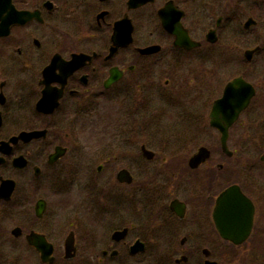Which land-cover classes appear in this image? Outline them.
<instances>
[{"label":"flooded vegetation","instance_id":"af4514ba","mask_svg":"<svg viewBox=\"0 0 264 264\" xmlns=\"http://www.w3.org/2000/svg\"><path fill=\"white\" fill-rule=\"evenodd\" d=\"M262 2L0 0V264H264Z\"/></svg>","mask_w":264,"mask_h":264},{"label":"water","instance_id":"95a60500","mask_svg":"<svg viewBox=\"0 0 264 264\" xmlns=\"http://www.w3.org/2000/svg\"><path fill=\"white\" fill-rule=\"evenodd\" d=\"M147 2V0H131L130 6H138ZM129 22L126 19L120 20L115 24V30L120 29L122 25ZM252 24V21L248 19L244 27L248 28ZM130 25V24H129ZM130 34H131V26L128 27L126 33H122L121 36L124 39V44L130 42ZM122 43V42H121ZM119 43V44H121ZM117 44V43H116ZM258 48L247 49L244 52V57L246 60H251L255 51ZM141 52H148L149 49H142ZM254 94V90L250 84L246 83L241 78H235L230 81L225 87L223 97L217 100L214 103L213 110L211 112V123L215 126H220L222 120H226V126H229L235 118L239 115V113L248 105L250 99ZM207 153V151L200 152ZM195 164H198L199 161L197 159L194 160Z\"/></svg>","mask_w":264,"mask_h":264},{"label":"rangeland","instance_id":"374dc122","mask_svg":"<svg viewBox=\"0 0 264 264\" xmlns=\"http://www.w3.org/2000/svg\"><path fill=\"white\" fill-rule=\"evenodd\" d=\"M263 7H264V2H262ZM261 5V4H260ZM261 16H264V12L261 14ZM250 17V13L248 12L247 8L245 7V10H243L242 14L239 15L236 19V23H234L235 27V32H237V35L240 37L239 39V44H238V49L241 51V57L243 58L242 54L245 49L251 48L255 45L257 41H261L263 39L264 35V29L254 28L251 29L252 27L248 28L247 30L243 29L242 25L243 22ZM226 43V42H225ZM233 43V42H232ZM235 43V42H234ZM237 43V41H236ZM227 50V46H226ZM237 53V51H235ZM234 55V50L232 52V56ZM262 58H264V54L261 55ZM242 73V66H240V70L235 69V67L232 68L231 74H236V73ZM251 70L247 71V74H251Z\"/></svg>","mask_w":264,"mask_h":264}]
</instances>
